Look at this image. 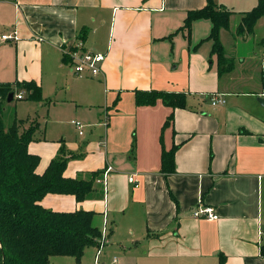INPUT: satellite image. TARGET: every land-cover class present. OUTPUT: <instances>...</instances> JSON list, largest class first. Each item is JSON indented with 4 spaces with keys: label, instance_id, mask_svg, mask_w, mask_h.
<instances>
[{
    "label": "crops",
    "instance_id": "obj_1",
    "mask_svg": "<svg viewBox=\"0 0 264 264\" xmlns=\"http://www.w3.org/2000/svg\"><path fill=\"white\" fill-rule=\"evenodd\" d=\"M206 4L0 0V83L28 102L7 126L15 118L24 120L21 131L38 123L28 146L39 156L36 172L45 173L58 156L67 158V178L87 180L110 169L84 200L48 193L40 201L52 211L95 213L93 224L107 234L102 264H264L263 68L257 82L242 77L253 69L237 46L252 34L236 33L244 12L238 6L240 15L232 14L220 38L226 56L241 60L219 73L207 39L212 21L195 20L189 35L181 30L188 12ZM262 22L264 16L255 30ZM78 39L105 54L98 76L74 73L65 50ZM25 81L40 86V99L19 87ZM151 90L184 93L186 105L137 104V91ZM215 97L224 102L213 104ZM175 146V172L166 175L162 152ZM199 205L214 207L219 218L194 217Z\"/></svg>",
    "mask_w": 264,
    "mask_h": 264
},
{
    "label": "trees",
    "instance_id": "obj_2",
    "mask_svg": "<svg viewBox=\"0 0 264 264\" xmlns=\"http://www.w3.org/2000/svg\"><path fill=\"white\" fill-rule=\"evenodd\" d=\"M233 10L215 0L190 10L181 30L190 34L192 24L198 19H210L212 30L207 39L213 41L212 53L217 55L219 73L233 70L235 64L227 57L220 34L230 26ZM236 33L248 36L254 33L257 21L264 16V0L249 11L242 13ZM86 31L81 34L84 38ZM264 81V69L262 71ZM19 87L30 91L29 98L40 99L41 88L33 81L20 83ZM14 86L0 83V264H52L53 256H73L81 261L88 246L97 245L100 229L93 224L94 212L77 210L57 212L43 207L40 203L48 193L74 194L84 200L94 190V180L99 172L90 174L87 180L67 178L64 170L67 158L53 159L45 173L38 174L36 167L39 156L29 152L38 123H32L21 131L23 119L15 118L10 126L4 121V107ZM162 100L172 108L186 105V95L180 92L163 90L137 91L139 105H152ZM174 118L171 113L165 122L169 125ZM164 149L161 157L163 173L175 172V150Z\"/></svg>",
    "mask_w": 264,
    "mask_h": 264
},
{
    "label": "rangeland",
    "instance_id": "obj_3",
    "mask_svg": "<svg viewBox=\"0 0 264 264\" xmlns=\"http://www.w3.org/2000/svg\"><path fill=\"white\" fill-rule=\"evenodd\" d=\"M220 2L226 5L227 8L233 10L234 12H237L239 15H240V11H238L237 9L239 8L238 6H240L239 10H244V12L249 11L254 8V6L252 7L251 5H248V7H243L245 6V4L249 2L251 4L252 0H242L238 6L235 5L236 0H220ZM263 37H264V23L262 22L260 25H257V28L254 34H252V36L247 42L245 43L239 42L237 46V54H239L242 58L245 59L244 63L249 62V64L251 65V68L253 69V70L248 69L249 71L248 75L241 74L242 77H246V76L250 78L252 77L253 79L249 80L250 82H257L258 80L257 77H259V71L261 70V67L264 69V53H263L264 45L261 44V40H262L261 38ZM262 43H264V39L262 40ZM238 59H240L239 56H237V59L233 58L234 64L237 65ZM261 59H262V64L261 63L258 64V62ZM255 77L257 79H255ZM261 78H262V75H261ZM262 82L264 84L263 79H262ZM26 101L27 100L20 101V100L15 99L11 101L10 103L9 102L5 103L3 117H4V121L6 125L10 123L12 119V115L14 114L15 110H19L21 114L25 112L24 110L28 103ZM96 248H97L96 245L88 246L84 251L81 262H78L76 258L73 256H54L52 258V264H95V254L97 251Z\"/></svg>",
    "mask_w": 264,
    "mask_h": 264
},
{
    "label": "built area",
    "instance_id": "obj_4",
    "mask_svg": "<svg viewBox=\"0 0 264 264\" xmlns=\"http://www.w3.org/2000/svg\"><path fill=\"white\" fill-rule=\"evenodd\" d=\"M3 40L8 41L11 39H17L16 35H2L1 37ZM66 55L70 58L71 65L73 67L74 73L79 77H96L102 72V65L105 61V54L95 51H89L85 48L84 41L78 39L77 42L69 49L65 50ZM18 99L23 98V93H19L17 95ZM219 102H224L223 99L219 97H215L213 99V104H217ZM109 119L106 116V121ZM72 123L76 124L80 128V133H83V125L73 120ZM110 169L106 170L100 178L98 179L99 182L106 183L107 180V173ZM131 182H135V177L132 176L129 179ZM138 186V184H136ZM194 217L197 218H207L209 220H217L219 215L214 207L211 206H203L199 205L193 210ZM261 234H264V230L261 231ZM101 237L98 238V251L95 257V264H102L100 257L102 253V248L107 243V234H106V227L102 229ZM116 261V260H115Z\"/></svg>",
    "mask_w": 264,
    "mask_h": 264
},
{
    "label": "water",
    "instance_id": "obj_5",
    "mask_svg": "<svg viewBox=\"0 0 264 264\" xmlns=\"http://www.w3.org/2000/svg\"><path fill=\"white\" fill-rule=\"evenodd\" d=\"M13 98H14V93H10L8 102H11ZM259 101L264 105V98H261Z\"/></svg>",
    "mask_w": 264,
    "mask_h": 264
}]
</instances>
